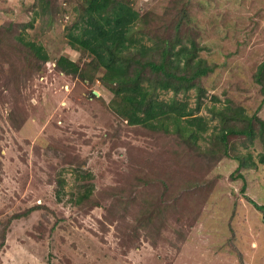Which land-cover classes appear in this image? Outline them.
Instances as JSON below:
<instances>
[{
	"label": "rangeland",
	"instance_id": "obj_1",
	"mask_svg": "<svg viewBox=\"0 0 264 264\" xmlns=\"http://www.w3.org/2000/svg\"><path fill=\"white\" fill-rule=\"evenodd\" d=\"M50 1L43 11L41 0H0V30H12L0 46V264H264L263 141L232 138L231 157L217 154L219 120L209 109L229 99L264 119L254 77L264 61V0H124L140 13L133 26L146 29V44L158 34L150 10H187L181 35L213 67L200 111L211 123L196 143L130 125L113 108L106 69L67 39L83 0ZM25 32L46 61L22 49ZM63 55L93 79L63 71ZM196 95L177 97L195 107ZM248 154L257 165L238 170L233 157ZM146 197L161 202L164 219L146 221Z\"/></svg>",
	"mask_w": 264,
	"mask_h": 264
},
{
	"label": "trees",
	"instance_id": "obj_2",
	"mask_svg": "<svg viewBox=\"0 0 264 264\" xmlns=\"http://www.w3.org/2000/svg\"><path fill=\"white\" fill-rule=\"evenodd\" d=\"M41 1L43 11L53 5L49 3L50 0ZM77 9L78 17L69 25L66 33L69 44L74 49L89 52L94 59L92 66L106 69L101 79L116 96L113 108L130 125H141L166 134L173 132L183 142L196 143L208 131L211 118H218L217 130L211 137L217 154L231 157L229 145L232 138L247 137L254 142L259 137L264 144V119L258 113L249 115L242 105H234L226 99L224 107L209 108L211 118L200 114L207 92L202 81L213 67L199 55L195 41L189 38L191 45H186L181 35L182 26L188 20L187 10L182 8L177 11L176 7L166 6L160 16L155 14V10L148 11L151 15L148 17L158 25V34L151 39V44H146L144 36L148 32L143 27L140 31L139 27L134 29L133 25L141 16L130 3L124 0H83ZM142 18L147 25V17ZM170 22L174 23L169 26ZM23 26H34L33 20ZM11 31V25L0 30V46L5 41V35ZM137 33L143 35L138 36ZM19 41L30 57L39 61H46L50 57L43 45L29 39L26 32L20 35ZM58 66L65 72L93 79L89 72H82L79 64L66 55L58 59ZM254 77L264 94V61L258 66ZM194 88L197 90L195 107L187 99H178L179 93H187ZM160 89L172 90L175 96L169 100L159 99ZM213 98L217 100L214 95ZM233 158L239 161L238 170L257 165L251 154L235 155ZM259 159L264 162V151ZM238 175L243 177L240 172ZM245 188L244 185L242 190L245 191ZM120 203L129 212V202L123 200ZM145 203L147 222H152L155 216L163 217L161 202H156L154 197H146ZM155 204H159V207ZM259 209L264 219V206H259Z\"/></svg>",
	"mask_w": 264,
	"mask_h": 264
}]
</instances>
